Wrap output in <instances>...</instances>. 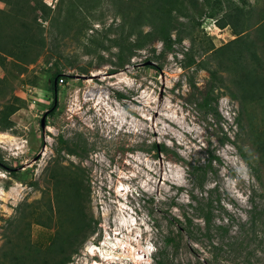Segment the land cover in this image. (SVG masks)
I'll return each mask as SVG.
<instances>
[{
	"label": "rangeland",
	"instance_id": "obj_1",
	"mask_svg": "<svg viewBox=\"0 0 264 264\" xmlns=\"http://www.w3.org/2000/svg\"><path fill=\"white\" fill-rule=\"evenodd\" d=\"M40 1L52 16L67 7L66 1ZM182 1V14L177 20L183 24L182 32L187 37L174 46V53L162 54L161 43L155 41L144 51L136 52L124 69L110 72L115 70L109 60L114 61L116 49H99L98 53L86 55L82 42L55 30L50 33L46 21L41 22L46 45L37 59L19 67L8 58L3 63L5 67H0V118L7 107H15L10 118L12 128L0 129V160L8 168H0V256L19 216L31 217L29 239L42 250L56 232L65 229L58 208L63 207L61 203L67 200L68 191L58 188L60 205L57 204L50 181L52 171L60 173L66 168L75 172L82 169V181L88 189L83 208L92 230L66 264H153L155 243H161L155 222L166 229V221L156 209L159 202L184 204L189 180H195L188 175L189 170H201L209 151H213L220 161L206 171L204 188L218 187L225 209L219 222L226 224L230 215L234 224L231 235L236 236L231 249L223 241L221 264H264V226L251 230L245 222L253 207L264 210V197L237 149L228 144L221 146L217 141L221 127L231 140H236L252 166L257 165L251 139L253 134L257 136L256 132H264V100L247 104L241 112L239 101L221 89L219 124L196 106L209 74L195 65L184 67L180 50L192 46L196 62L212 68L216 63L214 53L207 50H216L234 37L228 28L219 29L208 13L188 21L184 17L187 4ZM202 1L197 0L200 4ZM247 2L256 4V0ZM93 5L94 10L80 14L91 15L89 36L111 24L113 28L118 26L121 18L115 15L109 0ZM4 8L0 2V10ZM149 30V25L142 28L143 33ZM89 36L82 39L84 43ZM113 37L114 34L108 36ZM104 44L109 46L108 42ZM97 55L103 56L104 61L100 62ZM55 66L65 79L58 83L56 109L51 116L53 96L47 82L48 73ZM223 79V86L230 87V75L225 73ZM239 114L243 133L237 140L239 129L234 118ZM60 137L67 143L85 142L86 156L67 155ZM154 142L165 143L174 150L178 161L172 154L156 158L151 148ZM253 188L257 192L253 193ZM48 200L52 208L50 228L38 223L44 220L43 206ZM177 212L173 208V213ZM20 231H25L22 225ZM205 245L204 263L191 256L183 244L176 255L169 251L172 264H212L208 241ZM31 258L29 254L23 264H29ZM2 264L13 263L7 260Z\"/></svg>",
	"mask_w": 264,
	"mask_h": 264
},
{
	"label": "trees",
	"instance_id": "obj_2",
	"mask_svg": "<svg viewBox=\"0 0 264 264\" xmlns=\"http://www.w3.org/2000/svg\"><path fill=\"white\" fill-rule=\"evenodd\" d=\"M65 1L67 2L65 11L62 13L56 11L52 16L50 9L40 0H0L5 5V8L0 10V67H5L3 63L8 58H11V61L19 67L32 64L46 45L41 23L46 21H48L50 33L55 30L61 36L69 35L76 41L82 42L86 55H91L94 51L98 53L99 49L107 51L111 48L116 49L117 52L112 55L114 61L109 60L115 70L110 72L124 69L126 65H129V60L136 56V52L144 51L155 41L161 43L162 54H171L174 53V46L180 45L187 37L182 32L183 24L177 20L182 14V0H109L115 15L119 16L121 21L117 27L113 28L111 24L91 36L87 33L88 30L90 31L89 17L91 15L81 17L80 14L83 10L91 12L94 10L93 3L98 4L101 0H60L59 3ZM237 1L226 0L224 3V0H203L200 4L197 0H184L187 4L184 17L188 21H191L193 16L200 17L208 13V17L215 20L219 29L228 28L234 37L233 40L216 50H207L214 53L216 63L212 68L200 64L202 62H196L192 46L189 49L180 50L182 61L185 62L184 67L189 68L195 65L209 74L205 92L199 101L196 100V106L218 124L222 122L217 109L221 89L232 100L239 101L241 112L247 104L264 100V0H256L255 5L248 4L247 0ZM75 2L79 6L76 7ZM145 25H149L150 30L143 33L142 28ZM173 32H175L174 37H172ZM113 34L114 37L109 39L108 36ZM87 36L89 37L84 43L82 39ZM130 37L134 39L131 40ZM105 42H108L109 46H106ZM97 56L100 62L104 61L103 56ZM150 66L157 70L156 66L152 64ZM225 73L231 77V86L227 88L223 86ZM48 74L47 89L53 96L49 113L52 116L56 109L58 83L65 79V75L57 66ZM14 113V105L2 112L1 130L12 128L13 122L10 118ZM234 123L239 129L235 135L238 140L243 133L240 114L234 118ZM219 129L221 137H218V143L221 146L228 144L237 149L239 156L250 167L264 197V132H256L255 137L254 134L252 135L251 142L257 160V165L252 166L236 140H231L228 133L224 132L221 127ZM59 141L64 144L65 152L69 156L83 158L88 152L85 142L84 145L78 141L67 143L62 137ZM151 148L156 158L172 154L178 161V155L165 143L154 142ZM56 152L59 155L60 150ZM219 161L218 156H215L213 151H209L206 163L199 170L202 173L194 168L189 170L188 175L193 176L195 180H189L190 189L185 190L186 202L184 204L179 206L174 202L168 204L164 201L159 202L160 206L156 209L161 212L162 219L166 221V229L162 230L159 223L155 222V229L160 236L161 243H155V253L151 257L153 264H172V255H176L183 244L191 256L204 263L202 253L205 249L207 250L206 241H208L212 264H221L220 254L223 252L225 243L223 241H226L230 249L235 247L236 236L231 235V229L234 227L231 216L229 215L226 219V224L219 222L222 220L225 209L222 206L218 187L214 186L208 190L204 188L206 171L211 169L214 162ZM0 168L8 169L2 160H0ZM81 171L82 169L75 172L62 168L60 173L51 172L50 184L54 189L53 199H56L57 204L60 202L58 188L65 187L66 192L68 191L67 200L61 201L63 207L58 208L61 219L66 224L65 229L56 232L48 247L42 250L35 247L29 239L31 217L27 214L19 216L16 219L17 225L11 230L12 235L8 237L1 251V264L7 260L13 264H23L29 254L32 256L29 264H66L70 261L75 250L92 233L91 220H88L86 209L83 208L88 189L83 184ZM179 191L184 190L180 188ZM252 192H257V189L253 188ZM43 207L45 208L42 214L44 220L38 223L49 227L52 221L51 201L48 200ZM173 208L178 211V214L173 213ZM263 211L258 207H253L249 212L245 222H248L251 230L257 228L258 225L264 226ZM21 225L25 233L20 231ZM242 264L249 263L247 261Z\"/></svg>",
	"mask_w": 264,
	"mask_h": 264
}]
</instances>
